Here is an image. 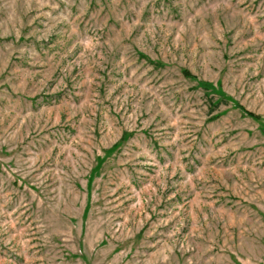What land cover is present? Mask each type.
<instances>
[{"label": "rangeland", "instance_id": "1", "mask_svg": "<svg viewBox=\"0 0 264 264\" xmlns=\"http://www.w3.org/2000/svg\"><path fill=\"white\" fill-rule=\"evenodd\" d=\"M0 264H264V0H0Z\"/></svg>", "mask_w": 264, "mask_h": 264}]
</instances>
